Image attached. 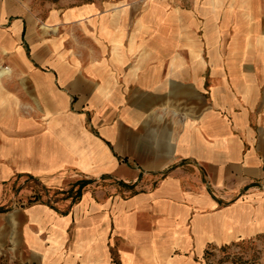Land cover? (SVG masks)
I'll use <instances>...</instances> for the list:
<instances>
[{"label":"crops","instance_id":"0c3cea01","mask_svg":"<svg viewBox=\"0 0 264 264\" xmlns=\"http://www.w3.org/2000/svg\"><path fill=\"white\" fill-rule=\"evenodd\" d=\"M258 234L264 0H0L15 264H201Z\"/></svg>","mask_w":264,"mask_h":264},{"label":"rangeland","instance_id":"374dc122","mask_svg":"<svg viewBox=\"0 0 264 264\" xmlns=\"http://www.w3.org/2000/svg\"><path fill=\"white\" fill-rule=\"evenodd\" d=\"M91 0H28L32 9L47 10L53 5L67 6ZM201 264H264V234L237 239L219 247L209 246L199 258ZM15 256L0 247V264H15Z\"/></svg>","mask_w":264,"mask_h":264}]
</instances>
